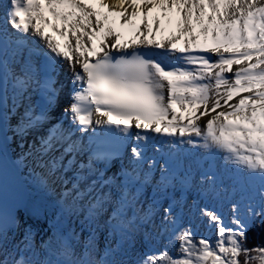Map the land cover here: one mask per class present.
Here are the masks:
<instances>
[{
	"label": "snow or ice",
	"instance_id": "obj_1",
	"mask_svg": "<svg viewBox=\"0 0 264 264\" xmlns=\"http://www.w3.org/2000/svg\"><path fill=\"white\" fill-rule=\"evenodd\" d=\"M264 0H0V264H264Z\"/></svg>",
	"mask_w": 264,
	"mask_h": 264
},
{
	"label": "trees",
	"instance_id": "obj_2",
	"mask_svg": "<svg viewBox=\"0 0 264 264\" xmlns=\"http://www.w3.org/2000/svg\"><path fill=\"white\" fill-rule=\"evenodd\" d=\"M249 237V246L264 242V234H257L256 231H250Z\"/></svg>",
	"mask_w": 264,
	"mask_h": 264
}]
</instances>
